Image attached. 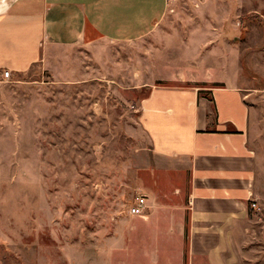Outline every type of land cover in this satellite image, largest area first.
<instances>
[{
  "label": "rangeland",
  "instance_id": "rangeland-1",
  "mask_svg": "<svg viewBox=\"0 0 264 264\" xmlns=\"http://www.w3.org/2000/svg\"><path fill=\"white\" fill-rule=\"evenodd\" d=\"M227 83L252 110L257 154L236 261L264 264V0L168 1L138 39L52 46L0 80V264H186L168 234L186 198L153 159L142 100ZM138 195L147 210L130 215Z\"/></svg>",
  "mask_w": 264,
  "mask_h": 264
},
{
  "label": "crops",
  "instance_id": "crops-1",
  "mask_svg": "<svg viewBox=\"0 0 264 264\" xmlns=\"http://www.w3.org/2000/svg\"><path fill=\"white\" fill-rule=\"evenodd\" d=\"M167 7L168 0H0V74L28 69L52 46L138 39ZM203 88L152 93L142 100V122L154 161L167 162L176 191L186 198V211L171 212L180 222L168 233L183 239L186 264L194 258L237 264L236 234L255 199L252 110L234 84L211 87L209 96L201 94ZM183 261L165 257L152 264Z\"/></svg>",
  "mask_w": 264,
  "mask_h": 264
},
{
  "label": "built area",
  "instance_id": "built-area-1",
  "mask_svg": "<svg viewBox=\"0 0 264 264\" xmlns=\"http://www.w3.org/2000/svg\"><path fill=\"white\" fill-rule=\"evenodd\" d=\"M168 1H175V0H168ZM12 75L11 70L9 69H4L1 74H0V80L6 81L8 80ZM252 206H255V202L251 203ZM148 204L146 202V199L138 195L134 201L128 206L127 212L130 215H141L145 213L147 210Z\"/></svg>",
  "mask_w": 264,
  "mask_h": 264
}]
</instances>
